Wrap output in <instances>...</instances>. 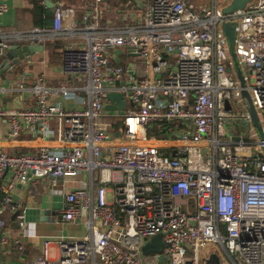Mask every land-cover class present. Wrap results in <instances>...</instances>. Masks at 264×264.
<instances>
[{
    "label": "built area",
    "instance_id": "2783aa9c",
    "mask_svg": "<svg viewBox=\"0 0 264 264\" xmlns=\"http://www.w3.org/2000/svg\"><path fill=\"white\" fill-rule=\"evenodd\" d=\"M191 1L150 0L142 24L119 30L100 27L102 11L95 7L74 32L86 46L62 53V72L83 85L48 87L40 77L28 87L0 88L11 101L24 93L36 101L28 109L0 107V121L8 124L5 139L24 131L56 135L66 145L25 154L0 151V182L8 175L0 193V230L6 227V213L25 225L12 199L15 186L47 179L52 193L63 196L59 222L83 223L87 231L81 239L45 240L41 255L22 264H159L160 256L169 264H199L207 248L241 264H264V0L231 14L223 10L232 0H210V7ZM6 11L0 2V16ZM63 16L55 9L53 33L62 30ZM225 24L234 29L232 50L261 137L241 96ZM9 48L0 29V56ZM117 48L140 59V76L131 74L133 61L112 63L111 51ZM110 92L127 95L133 104L124 111L117 137L108 131L112 123L104 122ZM58 95L77 105L51 104ZM233 104L240 105L250 124L248 140L227 138L219 129L222 119L232 117ZM166 124L178 144L171 157L150 143L147 132L149 126ZM155 236H161L163 250L150 262L142 249ZM16 249L20 253L22 246Z\"/></svg>",
    "mask_w": 264,
    "mask_h": 264
},
{
    "label": "crops",
    "instance_id": "0c3cea01",
    "mask_svg": "<svg viewBox=\"0 0 264 264\" xmlns=\"http://www.w3.org/2000/svg\"><path fill=\"white\" fill-rule=\"evenodd\" d=\"M58 5V8L64 11L61 20L62 30L53 33V13L49 10L52 22L50 29L37 30L34 25L35 6L40 5L38 0H0L5 4L7 11L0 16V29L4 32L8 43L14 47L24 45H41V52L35 53L30 57V61H22L10 72L3 74L12 75L6 78V85L10 83H22L24 86H31L37 78L42 77L48 87H72L83 85L84 81L68 78L61 69L62 53L66 48H84L86 42L76 37L74 32L84 26L83 16L94 12V8L101 9L102 14L97 18L100 27L108 30H119L125 27H134L136 24H142L144 21L145 6L150 0H50ZM48 10V9H47ZM72 10V15L66 12ZM69 13V12H68ZM27 36L37 37L38 42L24 40ZM112 52V63L125 66L133 61L134 69L131 74L140 76V59H132L125 49L117 48ZM4 56V54H3ZM3 56H0V65ZM117 86H120L117 85ZM18 106L13 107V105ZM49 102L59 103L61 107L68 109L77 105L73 99H67L62 95L50 98ZM14 109L32 108L36 101L29 93L19 96V99L12 101L0 93V107ZM5 106V107H4ZM125 109V107H124ZM125 111V110H124ZM124 111L122 114H124ZM111 112L104 115V122L112 123L108 131L113 129L110 134L116 135L121 130H117V122L113 120L116 116H111ZM50 127L56 134L55 121L50 122ZM8 124L0 121V151L8 154L35 153L40 147H49L52 149L63 148L66 145L59 141L56 135L51 137H42L35 134L21 132V134L11 140L4 137ZM37 128V127H36ZM158 128L148 127L147 132ZM166 138L158 139L150 137V143L156 145L159 150L167 156H174L177 152L178 144L172 142L170 134L166 133ZM8 179V175L0 182V193L2 187ZM61 184V183H60ZM71 185V184H70ZM69 187V184H66ZM68 190V189H67ZM66 190V191H67ZM12 199L19 205L23 212L25 225H19L11 214L6 213V227L0 230V264H22V260H32L41 255L43 242L47 239L55 241L58 238H74L73 229L76 225L60 223L57 213L62 209L64 200L62 195L53 194L49 181L47 179L30 180L24 185L15 186L11 192ZM84 237V236H83ZM82 237V238H83ZM75 239V238H74ZM16 246H22L20 253ZM52 257L56 255L54 243L50 247Z\"/></svg>",
    "mask_w": 264,
    "mask_h": 264
},
{
    "label": "water",
    "instance_id": "95a60500",
    "mask_svg": "<svg viewBox=\"0 0 264 264\" xmlns=\"http://www.w3.org/2000/svg\"><path fill=\"white\" fill-rule=\"evenodd\" d=\"M40 2V0H38ZM253 0H232L230 5L223 10L224 14H231L235 11L242 10L248 3H250ZM44 7L48 10H50L52 13H54L55 9L58 8L57 4H54L53 2L46 1L44 3ZM224 33L228 39L229 48L231 50V57L234 62L236 71H237V78L240 82L241 87V96L246 100L247 102V114L249 116L250 122L252 123L253 127L256 129V131L259 133L261 137V130L260 125L258 123V118L256 115V112L252 106V103L250 101V98L246 92L245 83L242 77V74L240 72V68L238 66L235 54L233 52V44H234V29L233 26L230 24H225L223 26ZM43 47L39 44H33V45H24L21 47H14L11 46L5 53L2 59V63L0 65V77L10 72L12 67L17 66L22 61H30V57L38 52H41ZM177 53L178 51L175 50ZM229 72V71H228ZM159 77H157L158 79ZM107 105H105V111L107 112H117V111H124L125 107V101L121 94L110 92L106 96ZM13 105V107L18 106V104ZM17 108V107H16ZM118 134L116 135V137ZM163 250V244L161 242V236H155L153 237L142 249V254L144 256H149L153 254L160 253ZM159 264H165L164 257L160 256L158 258ZM189 264V263H187ZM199 264H237L232 259L228 258L227 255L215 248H207L203 250L200 254L199 258Z\"/></svg>",
    "mask_w": 264,
    "mask_h": 264
},
{
    "label": "rangeland",
    "instance_id": "374dc122",
    "mask_svg": "<svg viewBox=\"0 0 264 264\" xmlns=\"http://www.w3.org/2000/svg\"><path fill=\"white\" fill-rule=\"evenodd\" d=\"M192 4L194 5H198V4H201L202 7L205 6V7H210L211 3H210V0H193L191 1ZM199 14H201V12L199 11L198 12ZM12 75H6L2 78H0V88L1 87H4V85H6V81L7 80H4L6 78H11ZM126 103H125V109L124 110H129V109H132L133 107V104L131 103L130 99L127 98V95H123ZM233 115L231 118H225V119H222L220 122H219V129L220 130H223L224 134L226 135L227 138L231 137L232 135L233 136H241L245 139H249V135H250V132H249V127H250V124L249 122L246 121V119L244 118V114H243V110L241 109L240 105H236V104H233ZM111 116H116L113 120H115L117 122V130H121L123 129V121H122V117H123V114L121 111H117V112H111L110 114ZM172 126H177L176 122H174L172 124ZM149 127H155L157 128L156 125H152V126H149ZM111 133L113 132V129H110L109 130ZM109 132V133H110ZM85 219H81V222H84ZM87 233L86 231V228L83 226V223H80L76 228L73 229V237L75 239H81L83 236H85ZM154 255H149L147 256L146 258L152 262V257ZM191 256V253L189 252L188 255L186 256V258H190ZM167 260H169V257H166ZM234 260L238 263V264H241L237 261V259L234 258ZM165 264H169V262L165 263Z\"/></svg>",
    "mask_w": 264,
    "mask_h": 264
},
{
    "label": "trees",
    "instance_id": "16d2710c",
    "mask_svg": "<svg viewBox=\"0 0 264 264\" xmlns=\"http://www.w3.org/2000/svg\"><path fill=\"white\" fill-rule=\"evenodd\" d=\"M34 25L37 28V30H47L51 27V16L49 14V10H47L43 5L35 6L34 10ZM168 127H170L169 124H166L164 127H161L156 130H150L148 132V136H154L158 139L166 138V133L168 132ZM172 127V126H171ZM154 128V127H152Z\"/></svg>",
    "mask_w": 264,
    "mask_h": 264
}]
</instances>
